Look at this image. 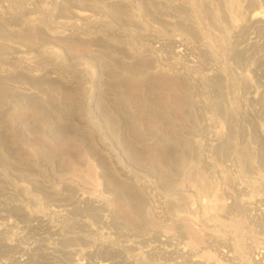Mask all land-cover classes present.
<instances>
[{
	"label": "rangeland",
	"instance_id": "1",
	"mask_svg": "<svg viewBox=\"0 0 264 264\" xmlns=\"http://www.w3.org/2000/svg\"><path fill=\"white\" fill-rule=\"evenodd\" d=\"M263 70L264 0H0V264L264 262Z\"/></svg>",
	"mask_w": 264,
	"mask_h": 264
},
{
	"label": "bare ground",
	"instance_id": "2",
	"mask_svg": "<svg viewBox=\"0 0 264 264\" xmlns=\"http://www.w3.org/2000/svg\"><path fill=\"white\" fill-rule=\"evenodd\" d=\"M256 17H258V13L255 14V18H256ZM257 22H258V21H257ZM258 25H259V24H258ZM258 25H257V26H258ZM263 71H264V70H263ZM261 72H262V71H261ZM259 75H260V73H259ZM259 78H260V76H259ZM262 79H263V78H262ZM263 82H264V80H263ZM262 84H263V83H262ZM58 206H59V205H58ZM38 223H40V222H38ZM8 225H9V224H8ZM8 225H7V226H8ZM6 228H7V227H6ZM8 228H9V227H8ZM8 228H7V230H8ZM154 238H155V237H154ZM142 242H143V241H142ZM141 244H142V243H141ZM143 244H144V242H143ZM145 244H146V242H145ZM127 246H129V247H128L129 249H132V251H134L137 245L135 246V245H132V244H131V245L128 244ZM127 246H126V247H127ZM32 247H33V246H31V248H32ZM124 247H125V246H124ZM36 248H37V247H36ZM147 248H148V247H147ZM147 248H146V249H147ZM153 248H154V247L151 246V248L149 247L147 250H143V251H141V252H142V253L147 252V254H149V253H150L149 251H152ZM156 248H157V247H156ZM27 249H28V248H27ZM124 249H126V248H124ZM137 249H138V247H137ZM23 250H24V249H23ZM37 250H38V249H37ZM138 250H139V249H138ZM19 251H20V250H19ZM27 251H28V250H27ZM24 252H25V250H24ZM24 252H22V253H24ZM32 252H33V251H32ZM136 252H137V251H136ZM141 252L138 251V253H141ZM18 253L20 254V252H18ZM27 253H28V252H27ZM25 254H26V253H25ZM177 254H178V253H177ZM182 254H183V253H182ZM27 255H28V254H27ZM29 255H31V253H30ZM29 255H28V256H29ZM140 255H142V254H140ZM143 255H144V254H143ZM22 256H23V255H22ZM148 256H149V255H148ZM178 256L181 257L182 255H178ZM25 257H27V256H25ZM182 257L184 258L185 256H182ZM182 257H181V258H182ZM229 257H230V256H229ZM28 258H30V257H28ZM186 258H187V257H186ZM23 259H24V258H23ZM260 259H263V256H262V257L260 256ZM260 259H257L256 264H264V262H262V260H260ZM21 260H22V259H21ZM24 260H25V259H24ZM24 260H22V263L24 262ZM28 260H29V259H28ZM187 260H188V259H187ZM190 261H191V260H190ZM190 261H189V260H188V261H185V263H186V264H191ZM29 262H30V260H29ZM183 262H184V260H183ZM193 262H194V261H193ZM193 262H192V263H193ZM19 263H20V262H19ZM26 263H28V262L26 261ZM180 263H181V262H180ZM195 263H196V262H195ZM29 264H30V263H29ZM182 264H183V263H182ZM196 264H197V263H196Z\"/></svg>",
	"mask_w": 264,
	"mask_h": 264
}]
</instances>
